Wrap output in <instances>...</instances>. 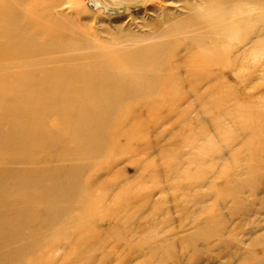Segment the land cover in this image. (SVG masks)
I'll list each match as a JSON object with an SVG mask.
<instances>
[{"label":"rangeland","instance_id":"1","mask_svg":"<svg viewBox=\"0 0 264 264\" xmlns=\"http://www.w3.org/2000/svg\"><path fill=\"white\" fill-rule=\"evenodd\" d=\"M64 1L60 10L97 32L104 48L109 33L137 37L115 48L118 61L136 45L165 43L160 57L173 60V79L150 102L118 110L99 161L115 168L75 210L59 250L28 256L30 264L44 257L59 264H264V57L236 62L216 54L210 40L190 38V25L177 35L157 32L169 26L162 14H189L186 0ZM261 12L244 13L262 23Z\"/></svg>","mask_w":264,"mask_h":264},{"label":"bare ground","instance_id":"2","mask_svg":"<svg viewBox=\"0 0 264 264\" xmlns=\"http://www.w3.org/2000/svg\"><path fill=\"white\" fill-rule=\"evenodd\" d=\"M186 1L188 15L164 13L169 26L155 30L177 35L190 25V38L200 45L210 40L216 54L236 62L264 57V22L244 13L259 8L264 14V0ZM63 6L64 0H0V264H30L28 256L59 250L75 210L115 168L99 161L118 110L150 102L173 79L167 66L173 60L160 57L165 43L136 45L127 61H118L115 48L137 37L129 30L109 33L104 48L98 33L65 15ZM232 40H238L234 48L217 51ZM45 258L43 264H59Z\"/></svg>","mask_w":264,"mask_h":264}]
</instances>
